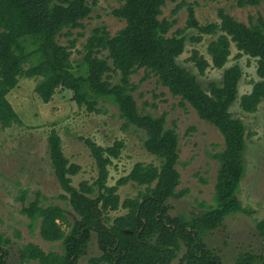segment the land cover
Wrapping results in <instances>:
<instances>
[{
  "label": "trees",
  "instance_id": "16d2710c",
  "mask_svg": "<svg viewBox=\"0 0 264 264\" xmlns=\"http://www.w3.org/2000/svg\"><path fill=\"white\" fill-rule=\"evenodd\" d=\"M167 1L123 0L112 13L124 19L126 25L114 35L106 25L96 26L84 46L85 71L77 72L71 58L77 39L64 45L59 38L65 29V35L71 36L73 28L84 26L82 21L93 10L89 0H0V125L23 124L7 95L22 77H36L40 80L35 90L44 102H50L58 88L72 90L77 104L91 112L99 109L101 99L113 101L124 119V127L143 130L145 149L160 160L159 165L138 162L129 174L110 185L109 166L113 158L120 157L124 141L117 140L106 147L86 138L98 177L92 183L83 180L77 187L72 177L82 167L70 162L62 137L53 130L49 136L52 166L72 211L59 204L45 205L40 191L26 204L27 193L23 192L21 212L33 224L40 221L42 237L61 242L62 251H45L29 242L20 248L21 264H78L94 234L102 253L91 257V264H222L221 256L206 243L207 232L221 227L229 215L252 214L239 197L247 170V126L230 110L239 96L243 69L239 64L226 68L223 81L211 82L206 91L197 76L180 65L177 58L185 51L184 33L189 28L199 31L191 37L193 42L202 41L205 34L218 35L208 46L212 63L198 49L193 51L191 60L201 74L210 66L224 68L235 43L239 56L247 54L257 59L260 79L240 98L244 111L256 112L264 100V16L251 17L247 24L220 9V22L202 24L190 3L187 25L169 34L176 19L161 17ZM261 2L240 0L239 5ZM184 5L177 4L173 14ZM142 68L147 72L144 78L156 75L160 84L181 97L182 104H191L202 119L215 125L224 136L225 148L215 155L220 163L215 202L199 214L187 217L169 213L168 201L185 193L177 191L181 183L177 168L179 134L176 123L167 126L165 114L140 109L134 95L138 85L131 77ZM130 183L141 187L139 193L122 201L119 189ZM121 208L127 212L110 216ZM257 228L264 236V219ZM13 243L11 237L0 233V264H8L9 246ZM182 245L186 251L176 262ZM236 264H264V254L241 253Z\"/></svg>",
  "mask_w": 264,
  "mask_h": 264
},
{
  "label": "rangeland",
  "instance_id": "374dc122",
  "mask_svg": "<svg viewBox=\"0 0 264 264\" xmlns=\"http://www.w3.org/2000/svg\"><path fill=\"white\" fill-rule=\"evenodd\" d=\"M89 1L93 10L82 21L84 26L73 28L71 36L65 35V29L59 38L64 45H68L71 39H77L71 57L77 72L85 71L84 46L96 26L106 25L114 35L126 25L124 19L112 13L123 4V0ZM239 1L168 0L161 17L176 19L169 33L172 34L187 25V4L190 3L194 4L196 17L202 24L220 22V9L247 24L251 17L257 19L259 15L264 16V0L259 5L246 6H240ZM180 3L185 5L177 14H173L174 8ZM198 34L196 28L186 30V48L177 61L197 76L206 91H209L211 82L223 81L226 68L239 64L243 69L239 96L230 110L247 126V170L241 182L239 197L243 205L252 210V214L240 212L229 215L221 227L207 232L205 236L208 247L221 256L222 264H236L241 253L264 254V236L257 228V223L264 219V100L256 112H246L240 106L241 96L250 92L254 82L260 79L257 73L258 63L256 58L247 54L239 56V49L232 43L231 55L224 68L210 66L205 74H201L191 60L193 51L198 49L212 63L208 46L218 35L205 34L202 41L193 42L191 37ZM106 54L105 52L104 55ZM110 63L112 64L111 61ZM146 75V70L142 68L131 77V81L138 85L134 95L140 109L155 115L165 114L167 126L172 127L176 123L179 134L180 158L177 168L181 183L177 191L185 193L168 201L171 208L169 213L187 217L199 214L215 202V185L220 164L215 155L225 148L224 136L215 125L202 119L191 104H182L181 97L160 84L156 75L150 74L144 78ZM39 80L36 77H22L17 87L7 95L23 124L15 123L10 127L0 125V233L14 241L9 246L8 264H21L20 248L29 242L38 244L45 251H62L61 242L47 241L42 237L40 221L33 224L21 212L24 203L20 200L23 192H26V204H29L40 191L45 205L59 204L72 211L69 201L63 197L66 191L61 187L52 166L49 136L53 130L62 137L63 150L70 162L82 167L72 177L73 185L77 187L83 180L92 183L98 177L96 161L85 142L86 138L106 147L117 140L124 141L120 157L113 158V163L109 166L110 185L129 174L138 162L160 164V160L143 145L145 132L135 126L125 128L124 119L113 101L101 99L99 109L91 112L86 106L77 104L72 90L58 88L52 100L44 102L35 90ZM140 188L132 183L121 186V200L135 197ZM126 212V209L121 208L111 212L110 216L115 218ZM71 219L73 220L72 216ZM185 251L186 246L182 245L176 262ZM101 253L94 234L87 253L80 258L78 264H91L89 259Z\"/></svg>",
  "mask_w": 264,
  "mask_h": 264
}]
</instances>
